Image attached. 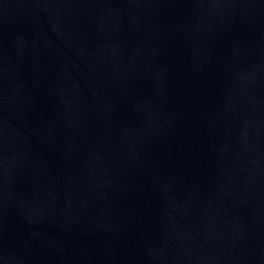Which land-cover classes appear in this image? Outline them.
Wrapping results in <instances>:
<instances>
[{
    "label": "water",
    "instance_id": "1",
    "mask_svg": "<svg viewBox=\"0 0 264 264\" xmlns=\"http://www.w3.org/2000/svg\"><path fill=\"white\" fill-rule=\"evenodd\" d=\"M0 264H264V0H0Z\"/></svg>",
    "mask_w": 264,
    "mask_h": 264
}]
</instances>
